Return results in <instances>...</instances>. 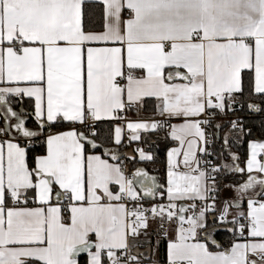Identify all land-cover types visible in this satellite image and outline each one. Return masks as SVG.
<instances>
[{"label":"snow or ice","instance_id":"1","mask_svg":"<svg viewBox=\"0 0 264 264\" xmlns=\"http://www.w3.org/2000/svg\"><path fill=\"white\" fill-rule=\"evenodd\" d=\"M0 264H264V0H0Z\"/></svg>","mask_w":264,"mask_h":264},{"label":"trees","instance_id":"2","mask_svg":"<svg viewBox=\"0 0 264 264\" xmlns=\"http://www.w3.org/2000/svg\"><path fill=\"white\" fill-rule=\"evenodd\" d=\"M163 159H164V157H163V155H161V161L162 162H163ZM155 167L159 168L161 170V172H163V163H160V164L156 165Z\"/></svg>","mask_w":264,"mask_h":264},{"label":"crops","instance_id":"3","mask_svg":"<svg viewBox=\"0 0 264 264\" xmlns=\"http://www.w3.org/2000/svg\"><path fill=\"white\" fill-rule=\"evenodd\" d=\"M134 118V117H133Z\"/></svg>","mask_w":264,"mask_h":264}]
</instances>
